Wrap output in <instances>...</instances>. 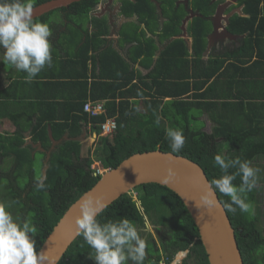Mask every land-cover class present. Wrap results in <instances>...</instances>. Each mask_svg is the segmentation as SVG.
Listing matches in <instances>:
<instances>
[{"label":"trees","instance_id":"obj_1","mask_svg":"<svg viewBox=\"0 0 264 264\" xmlns=\"http://www.w3.org/2000/svg\"><path fill=\"white\" fill-rule=\"evenodd\" d=\"M47 1L50 0H35V7ZM98 1L82 0L64 9L68 32L61 33L53 43L52 66H46L34 79L27 80V73L0 61V67H3L0 70L1 77L7 74L8 80L14 78L8 86L0 79V121L9 118L18 127L15 134L0 133V158H6V154L11 153L14 157V171H22L24 179H32L35 183L34 186L30 182L27 184V189L31 192L28 193L23 208L19 201L20 194L17 193L16 197L15 193L14 200L17 201L15 205L21 207L20 211L27 212L26 217H30L37 227L38 252L68 209L90 191L101 176L94 175L96 171L92 170L93 160L81 162L82 144L68 140L50 154L46 180L43 187H38L42 177L40 172H36L39 154H35L33 158L30 147L21 148L26 132L47 149L52 140L60 141L65 136L76 139L87 128L90 133L99 136L104 124L115 121V132L101 139L100 147L96 150L104 168L114 169L137 153L156 150L173 153L166 130L180 128L186 142L181 151L173 154L200 165L211 183L223 174L215 165L216 154L233 159L239 157L242 161L250 160L252 164L257 158H264V118L257 121L255 135L248 133L245 124L247 119L241 120L242 122L238 120V125L230 124L233 118L242 113L237 109L244 108L243 111L247 113L254 106L251 101L255 99V95L246 94L245 98L249 100L247 103L241 100L234 105L237 112H227L232 105L224 103L223 108L226 109L217 119L216 110L211 109L222 104L216 103L215 96L211 93L223 78L231 85L235 78L231 68L236 65H228L220 58L212 59L208 62L209 65L202 61L207 37L212 32L207 21H202L195 27L193 49L198 56L197 60L191 61L185 42L177 40L160 55L156 63L153 58L157 48L149 43L143 49H134L130 57L132 63H128L101 38L107 30L105 23L90 18ZM250 1L257 11L261 8L259 0ZM153 12L154 7L149 6L146 14L152 17ZM55 15L57 12L37 20L49 24L51 17ZM181 17V13L176 11V22L172 20L166 25L172 35L181 33L177 27ZM90 19L99 29L95 35H90L87 29ZM236 25L239 29L232 26V31L249 33V39H254L256 35L255 41L261 44L264 18L257 20L256 15L254 21L241 19ZM127 30L124 27V39L125 34H128ZM2 55L4 56V52ZM142 55L146 58L140 63ZM239 57L240 54L234 56L235 59ZM137 64L144 68H151L154 64V67L150 74L142 76L141 71L133 67ZM6 66L10 68L7 69ZM213 78L214 82L208 85ZM42 79H46L41 81L45 87L39 85ZM88 102L103 103L104 112L98 115L85 112ZM210 110L215 114L210 113ZM204 113H208L210 119L219 124L211 134L205 130L204 123L203 127L199 124ZM157 119L160 121L159 125L156 124ZM220 138H223V143L219 142ZM40 155L43 167L46 158L43 154ZM24 171L31 172L24 175ZM235 172L236 169H229V173ZM258 176L261 177L259 174ZM262 176L264 177L263 172ZM240 182V177L237 176L233 183L239 185ZM258 182L264 181L259 179ZM216 192L235 229L244 264H264V222L260 209L252 215L242 213L239 208L233 212L228 207L230 198ZM257 192L258 188L249 192L248 200L253 207L257 204L256 207L259 208ZM133 194L137 195V200ZM30 198L34 199V204L30 203ZM145 217L163 233L160 235L159 245L152 233L146 234L147 239L143 237ZM121 218L132 221L146 240L143 264H172L178 253L186 249L189 254L183 264H210L198 227L183 201L170 189L159 184L141 185L97 217L101 223ZM89 257H94V250L79 236L59 264H95L94 259Z\"/></svg>","mask_w":264,"mask_h":264},{"label":"clouds","instance_id":"obj_2","mask_svg":"<svg viewBox=\"0 0 264 264\" xmlns=\"http://www.w3.org/2000/svg\"><path fill=\"white\" fill-rule=\"evenodd\" d=\"M35 0H0V49L4 50V61L17 70L27 73L26 79H34L46 66L53 62L51 27L46 22L34 19ZM160 121L157 119L156 124ZM166 136L173 153L183 149L186 138L180 128H168ZM215 165L223 173L214 179V190L230 198L228 205L233 212L254 214L248 193L257 185L260 169L253 167L250 160L230 158L222 154L214 156ZM229 169H236L229 173ZM175 169L169 167L162 183H171L176 177ZM237 176L240 184H234ZM38 187H43L39 184ZM137 198V197H136ZM17 201L0 200V264H48L43 251H37V227L30 217L14 215L11 211ZM201 203L208 208L215 206L214 192L201 196ZM108 207L100 199L86 198L80 202L77 217V235L94 250L95 264H143L147 243L137 226L127 218L101 223L97 217ZM146 228L151 222L145 217ZM155 227V226H154ZM189 250L178 253L185 257ZM176 264V261H173Z\"/></svg>","mask_w":264,"mask_h":264},{"label":"flooded vegetation","instance_id":"obj_3","mask_svg":"<svg viewBox=\"0 0 264 264\" xmlns=\"http://www.w3.org/2000/svg\"><path fill=\"white\" fill-rule=\"evenodd\" d=\"M250 2V0H99L95 5L94 10L90 13V18L92 17L96 19V21H103L105 23L107 30L101 38L106 41L107 46L116 50L128 63H132L130 60L132 51L136 48L143 49L146 46V43H149L150 45L153 44L157 48L153 58L154 63H156L160 55L177 40H183L185 42L190 54L189 59L193 61L198 59V56L195 54L193 49L196 35L195 27L201 24L202 21H207L210 24L212 32L207 37V46L210 44V37L212 41L218 38L230 41L231 38L246 35L245 33L239 34L238 32L232 31V26H236V28L239 29V26L236 25L237 21L241 19L254 21L256 19V15L257 20H262L264 18V1L259 0L260 6L263 10L259 7L258 11L251 5ZM149 6L152 8L154 7L155 9L152 17H149V15L146 14ZM69 7L51 12H57V15H55L56 17H51L53 21H51V19L49 21V25L53 33L50 38L52 46L53 43L57 41V38L61 36V33L68 32L66 27L67 21L65 19L66 12L64 9H68ZM176 11H179L182 16L179 24L177 25L178 30L181 31V33L178 35H172L171 30L167 29L168 26L166 25L170 24L172 20L176 22ZM90 21L91 23L87 25L88 32L90 35H95L99 32V29L95 27L96 25L92 23L91 19ZM242 23L246 25V23ZM124 27L128 29V34H125V39L123 36ZM193 27L195 29H193ZM206 49L202 54V61L208 64L209 61L216 57L215 52H217V50L214 47L211 48L210 51ZM3 52L4 50L1 49L0 53L3 54ZM145 58L146 56L142 55L139 60L140 63L144 61ZM133 67L140 70V74L142 76H146L150 74L154 64L151 68H144L139 64L136 66L134 65ZM136 82H138V80ZM5 122H11L12 125L14 124V122L9 118L1 120L0 124H6ZM17 129L18 127L15 126L14 130L8 132L9 135L15 134ZM23 138L24 143L21 148L30 147L33 158L35 157V154H43L45 156L44 158H46L44 161L46 167L43 166L40 171H36L37 173L40 172L42 176L39 184H44L48 169V159L50 158V154L56 150L59 145L63 144L67 140L79 141L81 143L83 139L87 142L86 145L89 144L91 146L87 149H90V152H93L97 150L98 143L101 139L105 137L101 135L98 136L96 133H90L87 128L84 130L82 135L76 139H71L68 136H65L60 141H51V144L47 149H45L40 142L34 141L29 132L24 133ZM81 144L82 147H84V144ZM84 154L85 153L82 151L80 155L81 162L91 159V154L88 156H84ZM13 159L14 157L11 153L6 154V158H4V156H1L0 158V200L15 201L14 198L17 197L18 193L21 196L19 197V201L21 202V207L23 208L27 201V195L31 192L27 189V184L30 182L33 183L31 186H34L35 183L32 179H24L22 171H14L15 168ZM103 171L105 170L96 171L94 175L102 176L104 173ZM29 172L31 171H24V175ZM30 175H32V173ZM29 201L33 204L35 202L34 199L31 198ZM21 207L14 204L11 211L14 215L26 217L27 212L20 211ZM36 238H38V233L36 234ZM177 257L178 255L175 257V260ZM179 264H183V262Z\"/></svg>","mask_w":264,"mask_h":264},{"label":"water","instance_id":"obj_4","mask_svg":"<svg viewBox=\"0 0 264 264\" xmlns=\"http://www.w3.org/2000/svg\"><path fill=\"white\" fill-rule=\"evenodd\" d=\"M80 1L52 0L38 5L34 9V19ZM169 167L175 169L177 175L171 183L164 184L162 177ZM145 184H159L180 197L199 229L210 264H244L235 229L205 171L185 157L161 150L137 153L118 167L107 170L98 183L68 209L41 247L40 251L48 257V264H59L80 236L77 235L75 221L80 215V202L83 199H100L109 207ZM208 192H214L216 201L211 208L201 203V196Z\"/></svg>","mask_w":264,"mask_h":264},{"label":"crops","instance_id":"obj_5","mask_svg":"<svg viewBox=\"0 0 264 264\" xmlns=\"http://www.w3.org/2000/svg\"><path fill=\"white\" fill-rule=\"evenodd\" d=\"M262 9V8H261ZM263 10V9H262ZM260 21L258 22L259 25ZM257 25V26H258ZM249 35H241L235 38H231L229 40H221V38H218L214 41H212L211 37L209 38L210 44L206 48L208 51L211 50V48H216L217 52H215L216 57H212L214 60L217 59H222L226 61V63L229 65V63H235L236 67L239 68V70L235 68H231L233 75H235L233 82L231 85H228L226 79L223 78L221 80V83L218 84L215 88V90L211 93L212 96H215L216 103H222L221 106L216 105V107L211 108L216 110V119L220 117V114L223 113V110L226 109L224 106L225 104H231L232 107L228 108L229 111L227 112H237L234 108V105H237V103H240L239 101H243V103H247L245 98L246 94H253L255 95V99L252 100L253 102L252 107H248L249 110L244 112L245 110L237 109L241 111V115L237 116L236 118H233L232 122L230 123L232 126L238 125V120H246L245 124L246 127H248V133H253L255 135V132L257 131L256 123L257 121L259 122L261 119L263 120L264 118V35H262L261 38V44L257 41L256 35H254V39H249ZM206 49V50H207ZM207 51V52H208ZM207 54V53H206ZM230 57H229V55ZM240 54V57L238 59H235L234 56ZM210 55V52H209ZM228 55V57H227ZM208 63L207 65H209ZM226 67V66H225ZM13 72V70H12ZM232 75V76H233ZM230 79V78H229ZM14 78L11 80H8L7 82L5 81V86H8L13 82ZM46 79L40 80L39 85L44 86L41 84V81H44ZM214 78L210 80L208 85H211L214 82ZM241 81L238 83V81ZM205 88H203L204 91ZM14 92V90H12ZM201 91V92H203ZM19 94H21L20 90H17ZM262 93V94H261ZM227 99H223L226 98ZM210 101V100H209ZM250 103V102H249ZM246 105V104H245ZM247 108V109H248ZM246 109V110H247ZM253 109H256L254 111ZM210 113H214L213 111H209ZM239 113V112H238ZM215 114V113H214ZM204 118H207V122L211 124L212 131L214 128L218 127L219 124L214 123L211 119L208 113H204L203 116ZM201 117V118H202ZM246 117V118H245ZM241 121V122H242ZM12 131V130H11ZM10 131V132H11ZM212 131H207L208 133H212ZM258 138V136L256 137ZM68 141V140H67ZM83 141V139H82ZM95 141V139H94ZM224 141L223 138L219 139V142ZM82 143V142H81ZM91 146L87 147L90 148ZM84 151V147H82ZM94 152V151H93ZM257 158L254 163L252 164L253 167H257L260 169L259 175L262 176V172L264 174V158L259 159ZM260 162V163H259ZM259 163L258 165H256ZM261 179V177H259ZM258 179V180H259ZM259 188L258 191H261L260 186L264 184V182H257Z\"/></svg>","mask_w":264,"mask_h":264},{"label":"rangeland","instance_id":"obj_6","mask_svg":"<svg viewBox=\"0 0 264 264\" xmlns=\"http://www.w3.org/2000/svg\"><path fill=\"white\" fill-rule=\"evenodd\" d=\"M51 21H53L52 19H51ZM3 55H2V53H0V61H4L3 60ZM3 67H0V70L2 69ZM5 68H10V66H6ZM0 79H2V83H5V81L7 82V80H8V78H7V74H5V75H3V77H1V75H0ZM142 109V108H141ZM198 114H199V116H200V111L198 112ZM203 116V115H202ZM201 116V117H202ZM232 121H230V123H231ZM6 123V122H5ZM202 123H204V125H205V130L206 131H212V128H211V124H209L208 122H207V118H204V117H202V118H200V121H199V124L203 127V124ZM14 124L12 125V123L11 122H8V123H6V124H3V123H1L0 124V132H10L11 130H14ZM92 142V141H91ZM222 143H223V141H221ZM82 143L84 144V151H83V149H82V151H83V153H85L84 154V156H88L89 154H91V156H90V158L93 160V166H92V169L93 170H95V171H102V170H105V171H103L104 173L108 170V169H104L103 167H104V165L101 163V159H99L98 157V154L96 153V151H94V152H90V149H87V147H89L90 145L89 144H87L86 145V141H82ZM100 144H101V141L98 143V146L100 147ZM224 152V151H223ZM226 152V151H225ZM224 152V154H226ZM38 156V167H37V169H38V171H40V169H41V164H40V161L42 160V156L39 154V155H37ZM260 163V162H259ZM259 163H257L256 165H258ZM45 167H46V164L44 165ZM255 167V166H254ZM102 169V170H101ZM103 173V174H104ZM264 177L263 176H261V179L264 181V179H263ZM258 185H260L259 183L256 185V187L255 188H259V186ZM260 187H262V188H260L261 189V191H258L257 193V197H258V201H259V208H257L256 206H258L257 204H255V207H254V214L260 209V211H261V213H262V215H263V222H264V184H262V186H260ZM136 194H133V197H134V199L135 200H137V198H136ZM262 222V223H263ZM262 225V224H261ZM264 225V224H263ZM151 227H149V229L148 228H146L145 229V234L143 235V237L145 238V239H147L146 238V234H149V233H152V235L154 236V238H155V241L157 242V244L159 245L160 244V235H163V233L162 232H159L158 231V229L156 228V227H154L153 225H152V223H151V225H150ZM188 255V254H187ZM187 255L185 256V257H177L176 258V264H179V263H182L183 262V260H185L186 259V257H187ZM128 264H132V262L131 261H129L128 262ZM165 264V263H164Z\"/></svg>","mask_w":264,"mask_h":264},{"label":"built area","instance_id":"obj_7","mask_svg":"<svg viewBox=\"0 0 264 264\" xmlns=\"http://www.w3.org/2000/svg\"><path fill=\"white\" fill-rule=\"evenodd\" d=\"M85 112L90 113L92 115L102 114L104 112L103 103L88 102L85 105ZM116 128L117 127L115 121H109L108 123L102 126L101 136H111L115 132Z\"/></svg>","mask_w":264,"mask_h":264}]
</instances>
